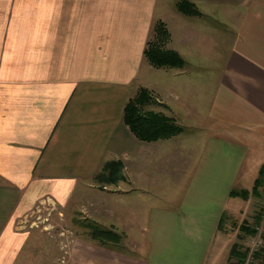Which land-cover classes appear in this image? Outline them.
<instances>
[{"label": "crops", "instance_id": "obj_1", "mask_svg": "<svg viewBox=\"0 0 264 264\" xmlns=\"http://www.w3.org/2000/svg\"><path fill=\"white\" fill-rule=\"evenodd\" d=\"M181 1L200 14L179 13ZM157 22L183 68L144 58ZM139 88L156 102L144 111L179 134L142 142L130 132L123 110ZM259 138L264 0H0V264L33 259L35 224L20 219L44 202L85 229L58 264H206ZM163 191L183 197L162 203Z\"/></svg>", "mask_w": 264, "mask_h": 264}, {"label": "rangeland", "instance_id": "obj_2", "mask_svg": "<svg viewBox=\"0 0 264 264\" xmlns=\"http://www.w3.org/2000/svg\"><path fill=\"white\" fill-rule=\"evenodd\" d=\"M208 64L209 61L203 62V77L209 75V66H205ZM259 142H263V144H261L256 158L254 159L257 166L255 165L253 168V166L250 165L251 153H248V156L245 155V152L243 153L238 179L231 188V190H234L238 195L230 197L223 207V212L225 211V213L220 222L221 229L217 233L218 235L220 234V236L215 238L209 250L206 264H231L228 256L232 245L235 243L240 244L242 247V249H240L243 251L245 246L244 240L247 239L244 232L239 231V226L244 222V225L252 229L253 226H256L255 220L258 216L261 217L260 224H264V183L257 189V195L252 194L255 180L262 179L264 181V177L259 176L260 170H264V139L259 138ZM248 167L252 170L247 171ZM156 191L157 190H154L153 192L155 193ZM244 192L249 193V198L243 199V197H241ZM158 196L162 203L166 202L168 198H170L173 203H178V201L182 199L183 193L163 191L158 192ZM74 218L76 219V217ZM20 220H23L26 227L31 223L35 224L34 228L29 229L30 241L28 244L31 245V240L35 239L36 245L34 246L35 249H33V252L28 253V256L33 259L27 264H50L51 258L54 257L51 254V249L53 248V253H56L53 242L60 249L58 253L59 261L56 264L62 262L65 256L63 249L66 241L68 239L72 240L74 237L77 238L78 234L81 236L82 232L85 230H77L76 228L78 227L76 226L68 229L67 224H73L72 217L70 218L67 214L61 213V210L45 204V202L37 205L30 214ZM87 223L89 224L90 222ZM88 224L85 223L86 226H89ZM88 228L89 227H87V229ZM210 229L211 228H209L206 223L203 224L202 232L204 233V241L208 238ZM214 234L215 232L212 234L211 238ZM225 235L227 239H231L229 240L230 243L228 242V244L223 247L221 239L225 238ZM51 244L53 246L52 248ZM233 261L234 259L232 262ZM254 261V264H262L261 254L254 257ZM52 264L54 263L52 262ZM243 264H247V255Z\"/></svg>", "mask_w": 264, "mask_h": 264}, {"label": "trees", "instance_id": "obj_3", "mask_svg": "<svg viewBox=\"0 0 264 264\" xmlns=\"http://www.w3.org/2000/svg\"><path fill=\"white\" fill-rule=\"evenodd\" d=\"M176 9L179 13L187 16H198L200 14L193 4L186 1L178 2ZM168 40L169 34L164 24L161 22L155 23L152 38L147 42L143 52L144 58L154 69H181L185 65V61L178 53L165 48ZM150 105H156V102L146 89L140 88L124 107V124L138 140L142 142H154L160 139H169L181 132V129L175 126L173 122H171L169 118L163 116V114L144 111L145 107ZM113 167V165H108L106 168H110L111 172H113ZM119 169L120 167H118V170ZM259 174V176L264 177V170H260ZM263 183L264 181L262 179L255 180L253 195H257V189ZM237 195L238 193L231 191L229 196L232 197ZM241 197L247 199L249 198V193L244 192ZM260 222L261 217L258 216L255 220V225H261ZM90 227L95 237L106 238L105 236H107L114 238V234L111 231H102L96 226ZM239 231H243L245 236L254 235L251 227L244 225V222L239 226ZM240 248L242 249L241 245L238 243L232 245L228 256L231 264H243L245 261L247 251H245V249L242 251ZM258 255L259 254H256L255 257ZM233 259L234 261L232 262ZM261 259L262 264H264V252L261 254Z\"/></svg>", "mask_w": 264, "mask_h": 264}, {"label": "built area", "instance_id": "obj_4", "mask_svg": "<svg viewBox=\"0 0 264 264\" xmlns=\"http://www.w3.org/2000/svg\"><path fill=\"white\" fill-rule=\"evenodd\" d=\"M254 235H247L244 240V249L247 251V264H254V257L256 254H263L264 252V224L253 226Z\"/></svg>", "mask_w": 264, "mask_h": 264}]
</instances>
